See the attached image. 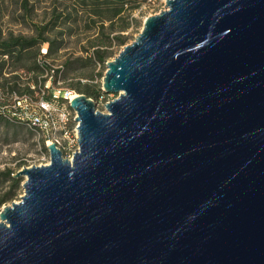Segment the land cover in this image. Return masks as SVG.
I'll list each match as a JSON object with an SVG mask.
<instances>
[{
    "label": "water",
    "instance_id": "1",
    "mask_svg": "<svg viewBox=\"0 0 264 264\" xmlns=\"http://www.w3.org/2000/svg\"><path fill=\"white\" fill-rule=\"evenodd\" d=\"M77 94L0 211V264H264V0H166Z\"/></svg>",
    "mask_w": 264,
    "mask_h": 264
},
{
    "label": "trees",
    "instance_id": "2",
    "mask_svg": "<svg viewBox=\"0 0 264 264\" xmlns=\"http://www.w3.org/2000/svg\"><path fill=\"white\" fill-rule=\"evenodd\" d=\"M144 3L148 4L147 0H63L52 6L45 22L36 25L30 37H4L0 30V125L20 126L34 136L24 120L11 117L14 97L32 95L30 84L37 85V79L51 70L54 84L59 79L62 88L94 101H106L108 95L97 83L101 74L95 70L105 68L106 62L127 45L129 38L124 33L138 27L133 14ZM84 36L87 38L79 56L69 57L60 68L47 62L46 58L64 50L70 39L80 41ZM44 44L47 52L42 55ZM39 143L47 152L44 142ZM24 164L0 169V208L20 193L23 179L14 175Z\"/></svg>",
    "mask_w": 264,
    "mask_h": 264
},
{
    "label": "rangeland",
    "instance_id": "3",
    "mask_svg": "<svg viewBox=\"0 0 264 264\" xmlns=\"http://www.w3.org/2000/svg\"><path fill=\"white\" fill-rule=\"evenodd\" d=\"M60 1L63 0H0V30L3 36L6 37L9 34L14 37L32 36L34 27L45 22L52 6H55ZM25 2L26 8H24ZM162 10V6L156 3L142 4L133 14L134 18L139 22L138 27H132L124 33L129 38L127 45L131 44L137 38L145 18L154 16ZM82 28L83 25H81ZM86 38L87 36L81 37L80 41L70 39L67 47L56 55L46 58L47 62L53 67L59 68L69 57L79 56V50L85 43ZM114 57L110 58L106 63L110 62ZM105 71L106 65L105 68L98 66L95 70L96 73L101 74L97 80L100 88L102 87ZM75 94L77 95V93ZM115 98H117V95L114 94L107 96L109 102ZM103 105V103H100L97 106V110L104 112ZM19 163H25L21 168L47 165L49 164V154L42 149L37 139L24 128L20 126L0 125V169L14 168ZM22 195L23 189H21L17 198L12 202L17 203ZM10 204L5 206H9ZM2 208H0V211Z\"/></svg>",
    "mask_w": 264,
    "mask_h": 264
},
{
    "label": "built area",
    "instance_id": "4",
    "mask_svg": "<svg viewBox=\"0 0 264 264\" xmlns=\"http://www.w3.org/2000/svg\"><path fill=\"white\" fill-rule=\"evenodd\" d=\"M147 2L161 5L164 9L166 0ZM46 52L47 45L44 44L40 48V53L45 55ZM53 76V70L45 72L37 79V85L30 84L32 95L15 96L11 117L24 120L38 142L43 141L45 147L53 144L63 158L71 160L75 151L79 150L77 129L79 124L75 120L78 116L71 108V101L76 94L72 90L62 88L59 79L54 84ZM92 101L96 108L100 103L105 105L109 102L103 99Z\"/></svg>",
    "mask_w": 264,
    "mask_h": 264
}]
</instances>
